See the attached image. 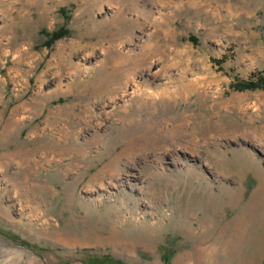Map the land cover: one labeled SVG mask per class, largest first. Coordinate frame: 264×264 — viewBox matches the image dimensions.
Wrapping results in <instances>:
<instances>
[{
  "label": "rangeland",
  "instance_id": "obj_1",
  "mask_svg": "<svg viewBox=\"0 0 264 264\" xmlns=\"http://www.w3.org/2000/svg\"><path fill=\"white\" fill-rule=\"evenodd\" d=\"M142 90L144 111L125 120ZM134 126L186 145L124 156L128 180L88 191L109 142ZM46 141L52 164L37 171ZM90 141L89 159L70 165ZM224 153L239 163L226 178ZM0 155V264H264V0H0ZM205 214L245 233L205 235Z\"/></svg>",
  "mask_w": 264,
  "mask_h": 264
},
{
  "label": "bare ground",
  "instance_id": "obj_2",
  "mask_svg": "<svg viewBox=\"0 0 264 264\" xmlns=\"http://www.w3.org/2000/svg\"><path fill=\"white\" fill-rule=\"evenodd\" d=\"M114 90L111 89L109 91H105L103 90L102 92L96 90L95 91V94L98 96V98H100L101 96V93H105V94H114ZM140 92V91H139ZM136 93L135 94V97H133V99L131 100V105H128L124 108L123 110V117H127L125 118V120H130V117H135V116H140L142 114V112L144 111V108H142L143 106H146V104L142 103L140 105V107H137L138 106V103H140V100H144L145 102V98L143 96H145L146 94H150L149 92L145 91V90H142L140 93ZM94 94V95H95ZM95 95V96H96ZM148 100V99H147ZM148 102V101H147ZM148 106V105H147ZM143 109V110H142ZM152 116V115H151ZM132 119V118H131ZM124 120V122H125ZM122 121V120H121ZM154 122V121H153ZM156 122V121H155ZM163 122V121H162ZM133 124V122H130ZM128 125V124H127ZM124 126V124H123ZM129 126V125H128ZM133 126V125H132ZM157 127V126H156ZM153 124L151 123H147V124H144L142 125V128H144L145 130H147V128H149L151 130V132L153 130H157ZM158 127H161L158 125ZM137 127H133V129H131L132 131H129V132H123L121 131V134L123 135H119L117 136V138L113 139V141H110L108 146L105 148V157L108 158L110 157L109 159V163L104 165L93 177H91L88 181H86L85 183V187L88 189V191H92L91 189L93 187H97L96 185L100 184L104 181V178L107 177L109 179H115L119 176H122L123 179L125 180H128L129 178V175L126 174V171L123 170V169H119V167L117 166L118 164V161L120 158L124 157V156H127V162L130 164L132 161L135 160V158L137 157V155L141 156V155H144L145 153L147 152H159L161 149H164V151H170L171 148H173L176 151H178L179 147H183L186 143L185 140H183V136L182 135H179L176 137V139L174 138L173 140H165L164 139L162 141V139L160 138H157V140H152L149 142V140L147 139V136H143L142 134H138V129H136ZM175 128V127H174ZM83 131H86V130H90V126H89V123L86 121L84 122V125H83V128H82ZM140 130V129H139ZM159 130V128H158ZM98 132V131H97ZM97 132H94L93 134V137H96L98 136L99 139L101 138H104V136H101L99 133ZM179 132V131H178ZM140 133V132H139ZM174 133V132H173ZM158 134V132H157ZM164 134V133H163ZM166 134V133H165ZM178 135V134H177ZM160 136V135H159ZM185 136V135H184ZM167 137V136H166ZM173 137V136H172ZM186 137V136H185ZM38 137H35L34 139H36ZM41 140L43 139V137L40 138ZM50 139V138H49ZM169 139V138H168ZM185 139V138H184ZM68 140V139H67ZM45 141V140H44ZM206 142V141H205ZM144 143V144H143ZM162 143V144H161ZM207 143V142H206ZM99 144L95 143L94 141H90L88 143H84L82 144V149H83V156H80L79 154L76 153V155H74L73 157L70 158V161H71V164L70 165H74L75 166V163L77 162L76 159H81L83 162L86 161V159H89L87 158V155L90 154V152L93 151L94 149V146H97ZM207 145V144H206ZM67 146V145H66ZM56 146L52 145V142H44L41 147L39 146V149H36L37 151L35 152V155L37 156L38 158V161H36V163L33 161V164L36 165V170L38 171L39 170V167L42 165H44V163L51 165V160L48 159L51 158V153H52V148L56 149L55 148ZM69 147V146H68ZM97 150L101 149L100 146L98 147H95ZM69 149V148H68ZM148 150V151H147ZM191 150V149H190ZM194 151V149H192ZM117 151L118 153L117 154H114V152ZM163 151V152H164ZM165 151V152H166ZM96 152V151H95ZM6 154L7 158H8V162L6 163V165L10 164L11 162H13L14 158H15V155L14 154H9V152L5 151L3 152ZM41 153V155H39ZM226 153L224 154H221L219 156V163L216 164V167H219L218 170L220 172V174L222 175V177L226 178L228 177L229 175H231L232 172H235L232 170V168H235V169H239L238 168V165L239 163H236V164H233V163H228V160L227 158L224 156ZM66 155V152L62 154V156H65ZM1 156V155H0ZM44 156V157H42ZM245 162V161H244ZM74 163V164H73ZM133 163V162H132ZM248 163H246V165L244 164V168L241 167L240 170H245V168L249 167L247 166ZM251 164V163H250ZM231 165L232 168H231ZM3 167V166H1ZM9 166H4V169H8ZM50 168V167H49ZM128 168V167H127ZM89 167L88 168H85L84 169V173L81 175V176H84L85 175V172L89 171ZM232 170V171H231ZM239 170V171H240ZM238 171V170H237ZM243 173V172H242ZM243 175V174H242ZM80 176V175H79ZM78 176V177H79ZM80 176V178H82ZM238 176V175H236ZM240 177V176H239ZM264 181V180H263ZM77 185V183H76ZM75 185V186H76ZM103 186V184H102ZM75 188V187H74ZM258 199L255 201V206L256 208L259 207V204L261 205L260 207V210H259V213H258V216H256L258 219V224L260 223L261 221V213L262 211L264 210V182L260 183L259 184V187L257 188V192L254 194ZM192 196V195H191ZM219 196V195H217ZM217 196L213 197H210L212 201H214V199L216 200V203H218L219 201V204L220 205H223L225 204L224 202L226 201V196L224 194L220 195L218 198ZM123 198L121 199L122 201H115V205L118 206V205H121L119 207V210H117V216L118 217H124V214L122 215L123 213V209L127 206L125 205L126 203L128 204V201H130V198L126 195H123L122 196ZM35 198V197H34ZM192 198V197H191ZM190 198V199H191ZM206 199V198H205ZM177 200V199H176ZM189 201V199H187ZM204 201V200H202ZM189 203V202H188ZM191 203V206L188 205L187 207H184L183 208V211L180 212L182 214V216H187V215H192L196 206L193 204L192 202V199L190 201ZM189 203V204H190ZM204 203V202H203ZM201 203V204H203ZM69 204V203H68ZM193 204V205H192ZM200 204V203H199ZM250 204V203H249ZM190 206V207H189ZM200 206V205H198ZM197 206V207H198ZM202 206H200L201 208ZM209 207H210V202L207 206H205L203 208V212H208L209 211ZM249 208L246 206H243L242 207V214L243 215V220L246 221L247 219L249 218H252L254 216V213H252L253 215L249 214L250 210ZM47 211V210H46ZM264 214V213H263ZM45 215V214H44ZM206 216H204L201 221H199V228L202 229L203 233H205V235L210 231V229H213L215 230V232H217L216 236H219L220 239H224L225 237H228L227 238V243H228V239L230 240V243H233L234 239L236 240L237 237H240V235H242L243 233H245L244 230H242V228L244 227V223L241 221L240 222H237L238 223V226L240 227V230L238 231L237 229H234L232 228V231H230L231 229H228L229 227L225 226L224 224L223 225H220V223L217 224L216 227H214V225L218 222V221H221V220H218V215H212V216H208L207 214H205ZM156 216V215H155ZM203 216V215H202ZM208 216V217H207ZM242 217V216H241ZM89 218V217H88ZM210 218L212 220V223L211 221L208 219ZM236 223V224H237ZM131 224V223H130ZM129 224V225H130ZM132 225V224H131ZM257 226V225H256ZM246 227V226H245ZM264 227V226H263ZM144 229V228H143ZM213 232V234H215L214 231H211ZM209 232V233H211ZM230 236L232 237H235L234 239H232ZM212 237V236H210ZM230 237V238H229ZM250 238V237H249ZM206 239V238H205ZM220 239H217V240H220ZM245 239V238H244ZM252 239V238H251ZM260 239V238H259ZM207 240V239H206ZM208 242V240H207ZM237 242V241H236ZM260 240H257V245L259 243L260 245ZM229 244V243H228ZM237 245V244H236ZM230 246H233L230 244ZM244 248V247H243ZM241 253V252H240Z\"/></svg>",
  "mask_w": 264,
  "mask_h": 264
}]
</instances>
